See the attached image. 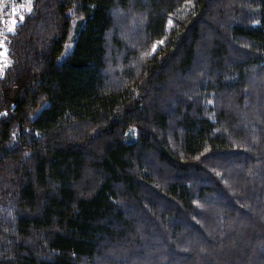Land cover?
I'll return each instance as SVG.
<instances>
[{"label": "trees", "instance_id": "trees-1", "mask_svg": "<svg viewBox=\"0 0 264 264\" xmlns=\"http://www.w3.org/2000/svg\"><path fill=\"white\" fill-rule=\"evenodd\" d=\"M0 1V264H264V0Z\"/></svg>", "mask_w": 264, "mask_h": 264}, {"label": "rangeland", "instance_id": "rangeland-1", "mask_svg": "<svg viewBox=\"0 0 264 264\" xmlns=\"http://www.w3.org/2000/svg\"><path fill=\"white\" fill-rule=\"evenodd\" d=\"M5 7H6V11H5ZM25 9H27V7H25ZM22 12H19V10L16 7H13L11 4L9 3L5 4L4 1H0V31L2 28L3 30L11 29L12 23L14 21L13 19L14 15L17 14L22 15ZM1 39L2 38L0 35V69L4 67L5 58H6V47ZM131 137H135V135L132 133Z\"/></svg>", "mask_w": 264, "mask_h": 264}]
</instances>
